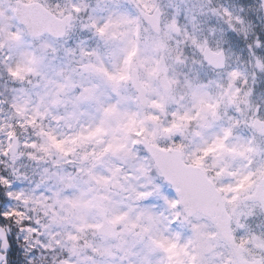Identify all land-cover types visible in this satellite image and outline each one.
Masks as SVG:
<instances>
[{
  "label": "snow or ice",
  "instance_id": "1",
  "mask_svg": "<svg viewBox=\"0 0 264 264\" xmlns=\"http://www.w3.org/2000/svg\"><path fill=\"white\" fill-rule=\"evenodd\" d=\"M214 20L249 41L217 0H0V264L14 229L26 264H264V40Z\"/></svg>",
  "mask_w": 264,
  "mask_h": 264
},
{
  "label": "rangeland",
  "instance_id": "2",
  "mask_svg": "<svg viewBox=\"0 0 264 264\" xmlns=\"http://www.w3.org/2000/svg\"><path fill=\"white\" fill-rule=\"evenodd\" d=\"M162 2L166 3L167 0H162ZM218 4H223L224 6H227L229 8H232L234 11L239 12L240 15H242L248 23L252 26V32L249 37V41L254 37H259L260 39L263 38L264 35V21L263 17L261 15V11L258 10L255 6L258 4L257 0H217ZM243 9L242 12H240V9ZM182 22L183 18H182ZM217 29H223V40L221 41L223 43V46L230 50L232 53H234L233 59H240L241 62L248 59V49H247V43L249 41H246L242 36L232 33L230 30L227 29V26L222 21H213ZM2 79V77H0ZM12 85H9L7 89L0 86V100H2L5 97V93L7 91L11 90ZM257 91L258 92H264V78H261L257 82ZM27 163V162H25ZM1 165V164H0ZM30 168L32 170H36L35 165H31ZM29 176H32V171H29ZM18 185V188H23L25 190H28L33 185L30 181L27 182H16ZM3 192L4 189L2 188ZM3 199H7L3 196ZM15 203V201H13ZM18 230L13 231L11 234L12 241H22V236L17 240Z\"/></svg>",
  "mask_w": 264,
  "mask_h": 264
},
{
  "label": "trees",
  "instance_id": "3",
  "mask_svg": "<svg viewBox=\"0 0 264 264\" xmlns=\"http://www.w3.org/2000/svg\"><path fill=\"white\" fill-rule=\"evenodd\" d=\"M0 169H2V168L0 167ZM2 195H3V193H2V190L0 188V198H3ZM22 245H23V243H19V242L17 244L13 243V250L16 254V257H18L19 264H26V258H25V254H24ZM28 258H30V256Z\"/></svg>",
  "mask_w": 264,
  "mask_h": 264
},
{
  "label": "clouds",
  "instance_id": "4",
  "mask_svg": "<svg viewBox=\"0 0 264 264\" xmlns=\"http://www.w3.org/2000/svg\"><path fill=\"white\" fill-rule=\"evenodd\" d=\"M4 99H7V96H5Z\"/></svg>",
  "mask_w": 264,
  "mask_h": 264
},
{
  "label": "water",
  "instance_id": "5",
  "mask_svg": "<svg viewBox=\"0 0 264 264\" xmlns=\"http://www.w3.org/2000/svg\"><path fill=\"white\" fill-rule=\"evenodd\" d=\"M263 15H264V11H262Z\"/></svg>",
  "mask_w": 264,
  "mask_h": 264
}]
</instances>
